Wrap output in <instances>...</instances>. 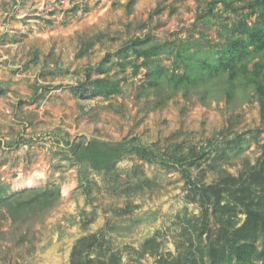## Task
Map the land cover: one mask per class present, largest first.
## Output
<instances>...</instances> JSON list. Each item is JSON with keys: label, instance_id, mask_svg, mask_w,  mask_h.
Returning a JSON list of instances; mask_svg holds the SVG:
<instances>
[{"label": "rangeland", "instance_id": "obj_1", "mask_svg": "<svg viewBox=\"0 0 264 264\" xmlns=\"http://www.w3.org/2000/svg\"><path fill=\"white\" fill-rule=\"evenodd\" d=\"M255 2L0 0V264H157L204 245L208 185L264 158V51L233 79L216 60ZM93 139L156 157L94 170L72 152Z\"/></svg>", "mask_w": 264, "mask_h": 264}, {"label": "trees", "instance_id": "obj_2", "mask_svg": "<svg viewBox=\"0 0 264 264\" xmlns=\"http://www.w3.org/2000/svg\"><path fill=\"white\" fill-rule=\"evenodd\" d=\"M255 3L258 8L252 7L249 14L256 13L258 21L250 25L241 20L233 30L236 35L227 39L223 51L216 59L217 67L228 71L230 79L240 72L248 73V61L264 51V0H256ZM253 66L254 73H259L264 68V60H257ZM188 74L186 72L183 78H190ZM173 77L176 79V76ZM258 87L262 92L264 86L259 84ZM102 145L93 139L86 144L77 143L73 146L72 152L76 160L87 162L94 170L108 168L127 152L137 154L148 161L156 157L155 151L149 146L139 144L127 147L123 142L106 145V148ZM252 170L246 179L227 175L223 181L224 188L219 183L208 185L210 193L206 192L203 195L208 199L214 195L212 213L218 223L215 233L211 234L206 230L204 245L196 248L191 243L184 245L176 255L169 253L167 257L160 256L157 264H228L232 258L233 264H257L258 259L260 260L258 264H264V192L261 190V193H257L256 190L258 184L264 187V158L256 163ZM223 191L231 197L224 203ZM238 213L244 214L241 223L235 220ZM259 239L260 248L256 246ZM95 262L96 260L91 259L83 262L73 260V264Z\"/></svg>", "mask_w": 264, "mask_h": 264}, {"label": "bare ground", "instance_id": "obj_3", "mask_svg": "<svg viewBox=\"0 0 264 264\" xmlns=\"http://www.w3.org/2000/svg\"><path fill=\"white\" fill-rule=\"evenodd\" d=\"M23 185H25V186H29V185H31V182H29V181H25L24 183H22Z\"/></svg>", "mask_w": 264, "mask_h": 264}]
</instances>
